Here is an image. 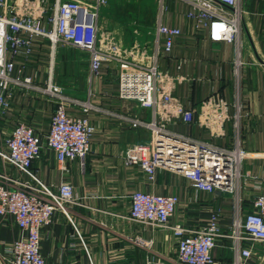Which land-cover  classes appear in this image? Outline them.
Segmentation results:
<instances>
[{"label":"crops","instance_id":"obj_1","mask_svg":"<svg viewBox=\"0 0 264 264\" xmlns=\"http://www.w3.org/2000/svg\"><path fill=\"white\" fill-rule=\"evenodd\" d=\"M164 3L162 10L160 0H108L99 24L123 46L139 43L147 52H139L137 58L146 64L153 63L152 55L157 53L159 21L181 29L170 53L162 50L161 39L158 64L170 77L173 94L196 109V117L189 123L173 120L168 128L226 148H235L239 139L246 155L238 187L234 192L197 191L189 178L171 169H160L156 181L149 183L141 167L125 164L124 155L130 143H147L152 137L149 128L134 127L132 119L152 120L155 114L153 108L120 96L119 63L112 61L100 75L91 77L87 51L62 43L53 46L50 40L38 38L24 70L33 85L13 89L11 108L0 116V143L21 119L32 123L43 137L49 132L55 103L34 88L49 81L60 84L71 98L90 101L89 115L96 125L84 165L80 159L59 162L46 144L33 162V171L52 189L70 181L77 198L68 204L71 219L58 210L42 229L41 251L48 264H179L177 238L170 226L130 219L131 195L137 189L178 194L181 202L170 224L189 228L205 226L219 209L221 229L230 232L235 222L255 210L253 200L260 191L256 184L262 181L264 189V0L242 1L239 34L232 42L194 33L187 2ZM212 96L229 105L230 119L220 136L212 135L211 128L198 120L202 102ZM69 111L81 113L74 105ZM4 170L0 160V172ZM5 171L19 174L10 165ZM23 234L15 220L0 217V255L7 256L11 242ZM234 244V237H219L213 264H233L238 255ZM250 244L238 242L240 247ZM254 249L257 254L248 264H264V242H255Z\"/></svg>","mask_w":264,"mask_h":264},{"label":"built area","instance_id":"obj_2","mask_svg":"<svg viewBox=\"0 0 264 264\" xmlns=\"http://www.w3.org/2000/svg\"><path fill=\"white\" fill-rule=\"evenodd\" d=\"M189 4L187 17L193 22L194 33H205L212 41H234L239 34L244 8L243 0H183ZM108 0H0V116L11 108V94L16 87L33 85L31 75L24 70L33 54L38 38L70 45L89 53L91 77L101 74L105 65L119 63L120 96L133 99L141 106L151 107L155 119H132L134 127L152 131L149 142L129 144L124 162L137 165L154 183L160 169L180 172L192 182L195 190L234 192L241 178V164L246 155L239 139L235 148H226L171 131L168 125L176 119L195 121L196 109L186 107L173 94L170 77L159 69L158 54L161 39L164 52L170 53L174 39L181 29L159 21L156 29L157 53L153 63L137 58L146 54L139 43L120 44L116 36L102 30L99 24L101 8ZM162 10L166 8L160 0ZM227 6V7H226ZM51 97L55 103L49 132L42 136L25 119L19 120L12 133L0 143V160L6 170L10 165L19 173L0 172V217L13 219L24 234L11 242L7 256L0 255L1 264H48L41 251L42 229L52 221L56 211L69 218L68 204L77 201L70 181L52 189L34 171L33 162L42 154L44 144L52 149L61 163L80 159L85 164L96 131L89 112L90 101L71 98L60 84L49 81L47 86H34ZM74 105L81 111L70 113ZM227 100L212 96L205 99L199 110V121L208 125L212 135L224 134L229 116ZM239 117V112L234 118ZM236 125L237 122H236ZM260 181V180H258ZM253 200L255 210L231 226L230 232L221 229V212L215 209L203 227L189 228L181 223L170 224L181 198L176 193H159L137 189L131 195L130 219L155 226H170L177 238L179 264H213V250L221 236L234 237L238 255L233 264H248L257 251L255 242H264V189ZM240 240L250 246L238 245Z\"/></svg>","mask_w":264,"mask_h":264}]
</instances>
